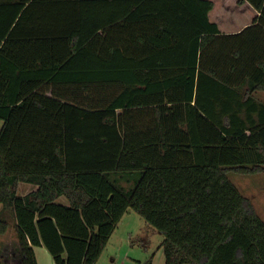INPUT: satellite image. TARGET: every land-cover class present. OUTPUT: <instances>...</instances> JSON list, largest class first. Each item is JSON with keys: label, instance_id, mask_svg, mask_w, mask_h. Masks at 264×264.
<instances>
[{"label": "trees", "instance_id": "obj_1", "mask_svg": "<svg viewBox=\"0 0 264 264\" xmlns=\"http://www.w3.org/2000/svg\"><path fill=\"white\" fill-rule=\"evenodd\" d=\"M258 92L264 0H0L7 264L34 247L95 264L128 211L165 264H264V222L227 177L264 172Z\"/></svg>", "mask_w": 264, "mask_h": 264}, {"label": "rangeland", "instance_id": "obj_2", "mask_svg": "<svg viewBox=\"0 0 264 264\" xmlns=\"http://www.w3.org/2000/svg\"><path fill=\"white\" fill-rule=\"evenodd\" d=\"M255 98L264 103V94L260 92L255 93ZM1 126L2 122L0 121V128ZM227 177L238 192L243 197L251 201L257 215L264 222V172L254 175H240L234 172H229ZM24 188L25 187H22L21 185L18 186V196L23 194L25 190ZM58 203L62 205L67 204L66 200L63 198H60ZM130 214V217H126L125 221H123L116 233L117 236L121 237V242H117V240H115L117 243L108 246L107 250H109V254H111V256L121 259L118 264H121L123 258L126 257L133 260V262L125 260V264H143L150 256H152V254L157 252L163 237L150 226L149 227L151 229L149 230L151 231L147 229L140 230L141 227H146L148 225L138 215L134 214V212ZM10 216L11 215L9 213H2V207L0 206V218L11 221ZM136 231L141 233L137 237L134 235ZM127 232L133 233V236L130 239L128 238ZM132 238L133 240H131ZM111 243L114 242L111 241Z\"/></svg>", "mask_w": 264, "mask_h": 264}, {"label": "crops", "instance_id": "obj_3", "mask_svg": "<svg viewBox=\"0 0 264 264\" xmlns=\"http://www.w3.org/2000/svg\"><path fill=\"white\" fill-rule=\"evenodd\" d=\"M228 21L229 22L227 23V25L229 26L230 20H228ZM260 93L264 94V92H260ZM20 185L22 187H25L24 188L25 190H24L23 194L21 195L23 197L29 195L32 192H35L37 189L36 186L28 184V183H21ZM130 213H133V212H126L123 215V217L121 218V220L117 224L114 232L110 236L104 251L102 252V254L100 255L99 259L96 261L95 264H118L120 262L119 260H121V259L113 257V256H111V254H109V250H107V247L110 245H113L117 242H121V237L117 236L116 233L118 232V229L120 228L123 221H125L126 217H130L129 216V215H131ZM10 220L11 221H8V219L6 220V221H8L10 228L8 229V231L5 234L0 235V259L3 260L4 264L8 263V256H11V255L14 256V251H15V239H14V233H13V228H12L13 227L12 217ZM142 229L149 230L151 228L149 226H146V227L140 228V230H142ZM149 231H151V230H149ZM127 233H128V238L130 239L133 236V233H131V232H127ZM139 234H141V233L139 231H136L134 235H136L135 237H137ZM115 240H117V242H115ZM131 240H133V238ZM111 241H113L114 243H111ZM33 251H34V255H35V259H36V264H54L52 257L50 256V254L48 253V251L44 247H34ZM152 257H153L152 258V264H165L164 255H163V252H162V249L160 248V246L158 247L157 252L155 254H152ZM125 260H130V262H133V260L126 257V258H123L121 264H125L124 263Z\"/></svg>", "mask_w": 264, "mask_h": 264}]
</instances>
